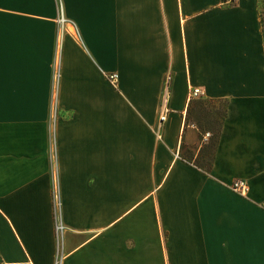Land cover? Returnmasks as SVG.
Instances as JSON below:
<instances>
[{
  "label": "crops",
  "instance_id": "1",
  "mask_svg": "<svg viewBox=\"0 0 264 264\" xmlns=\"http://www.w3.org/2000/svg\"><path fill=\"white\" fill-rule=\"evenodd\" d=\"M258 3L0 0V264H264Z\"/></svg>",
  "mask_w": 264,
  "mask_h": 264
},
{
  "label": "trees",
  "instance_id": "2",
  "mask_svg": "<svg viewBox=\"0 0 264 264\" xmlns=\"http://www.w3.org/2000/svg\"><path fill=\"white\" fill-rule=\"evenodd\" d=\"M263 0H259V11L264 37V5ZM194 99V98H193ZM227 100H213L208 98H195L189 105L188 121H195L201 134L210 133L208 143L201 149L195 165L209 172L212 167L214 151L221 134L222 125L226 118Z\"/></svg>",
  "mask_w": 264,
  "mask_h": 264
},
{
  "label": "built area",
  "instance_id": "3",
  "mask_svg": "<svg viewBox=\"0 0 264 264\" xmlns=\"http://www.w3.org/2000/svg\"><path fill=\"white\" fill-rule=\"evenodd\" d=\"M236 0H222L223 4H227V5H230V4H233ZM108 79H109V82L116 86L117 83H118V79H119V76L118 74H110L108 76ZM171 80V76L168 75L167 76V83ZM204 94V92L200 89V88H193L190 92V98L193 99V98H200L202 97ZM167 113H168V109L163 107L162 108V111H161V114H160V125L159 127H161L162 123L165 122L166 118H167ZM231 188L235 191V192H238V193H241V194H246L248 192V185H247V182L245 180H242V179H238L236 180Z\"/></svg>",
  "mask_w": 264,
  "mask_h": 264
},
{
  "label": "rangeland",
  "instance_id": "4",
  "mask_svg": "<svg viewBox=\"0 0 264 264\" xmlns=\"http://www.w3.org/2000/svg\"><path fill=\"white\" fill-rule=\"evenodd\" d=\"M262 2H263V5H264V0Z\"/></svg>",
  "mask_w": 264,
  "mask_h": 264
}]
</instances>
